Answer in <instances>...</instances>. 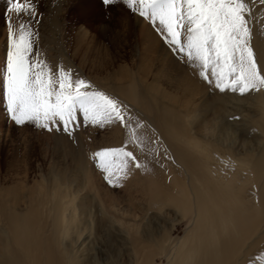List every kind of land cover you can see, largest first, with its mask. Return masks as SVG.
I'll list each match as a JSON object with an SVG mask.
<instances>
[{
    "label": "rangeland",
    "instance_id": "1",
    "mask_svg": "<svg viewBox=\"0 0 264 264\" xmlns=\"http://www.w3.org/2000/svg\"><path fill=\"white\" fill-rule=\"evenodd\" d=\"M36 4L40 14L38 43L47 58L54 64L62 62L72 67L99 89L119 97L137 115L148 123L152 122L161 132V136L165 137L162 127L164 120L159 109L171 105L165 106L164 102L156 99L157 103H161L158 109L157 103L148 94L147 86L154 82L153 79L158 70L157 64H159L156 62L159 60L168 58L178 70L187 68V65L169 51L149 21L133 13L122 0H118L111 6H105L102 0H36ZM7 7V0H0V69L5 61L8 43V27L5 20ZM10 15L13 20L16 19L15 13ZM145 29H151L164 48L158 44V49L155 50L158 51L161 48L159 54L145 55L147 32ZM83 30L88 33L87 36L80 33ZM152 59L153 67L147 62ZM118 78H122L121 81ZM158 81L161 88L170 92L175 90L164 79ZM131 86L136 89L138 98L134 99L137 100V104L131 100V92L125 97L120 95L121 90L130 91ZM201 87L202 92L194 98L192 105L189 104L191 108L187 106L188 111L180 114L181 116H184L183 114L198 116L191 129L201 137V135L205 136L203 131L206 125L236 126L234 130L236 135L233 136H236L237 140L231 137L228 141L229 145L234 146L241 156L263 152L264 134L258 125L263 116L257 101L250 94L240 96L220 93L210 89L205 83ZM176 106L179 107V105ZM149 107L153 109L148 110ZM233 117H239V119H233ZM169 121L172 122L170 119ZM177 123L180 126L183 125L182 121ZM222 136L229 138L227 131L221 134V139ZM126 139L125 131L119 125L103 129L81 127L74 138H69L62 132L49 133L31 125L17 127L9 121L3 100L0 98V195L13 192L23 198L16 209L14 207L8 209L7 204L0 200V251L1 246L7 247L9 244L6 232L13 227L11 213L15 210L18 213H24V202L36 194L35 189L37 183L42 180L41 177H44L47 187L52 188L54 176L59 177L62 170L68 167L71 189L80 191L83 200L80 199L87 208V218L89 215H95L98 223H96L97 229L94 235H88L87 230L83 232L82 246H80L81 264H137L134 241L131 242L125 233L123 235L119 232L121 229L118 230L115 227L114 221L111 220L113 217L127 224H137L142 227L148 223L151 231H148L147 235L152 232L154 238L162 237L166 231H170L172 239L165 243L166 252L154 258L156 264H167L168 252L182 240L188 227L191 226L193 215H188L183 220L177 210L170 207L161 214L159 209L153 206L155 202L153 188L156 186V180L149 172L137 170L138 175L132 180L128 178L122 187H112L105 181L104 174L90 158L96 150L108 146H120ZM166 140L171 149H177L175 147L180 146L172 138H166ZM64 143L69 145L66 150L63 148ZM70 149L72 150L69 153ZM67 152L70 155H66ZM79 162L86 165L89 182L84 181L86 178L83 174H75L76 167L78 172L81 171ZM79 200L77 203H81ZM102 204L109 215L100 213ZM87 226L84 220L82 228L86 229ZM43 228H45L42 231L45 243L49 245L46 239L51 238V224L46 227L43 223ZM142 241L147 242L144 238ZM147 245L149 246L150 243L140 244L137 249L142 250ZM55 254L56 250L49 251V255H52L50 260L52 263L60 264L59 257ZM19 257L23 260L21 254ZM44 258L43 260H46Z\"/></svg>",
    "mask_w": 264,
    "mask_h": 264
},
{
    "label": "bare ground",
    "instance_id": "2",
    "mask_svg": "<svg viewBox=\"0 0 264 264\" xmlns=\"http://www.w3.org/2000/svg\"><path fill=\"white\" fill-rule=\"evenodd\" d=\"M252 7L257 16V20L254 21L252 43L258 62L264 64V6L260 5L259 0H252ZM146 31L145 55L159 54L163 48L160 41L151 29ZM80 33L83 36L88 35L84 30ZM158 44L161 48L156 51ZM147 62L153 67V59ZM156 63H159L156 77L153 79L154 82L147 86V91L154 102L157 103L158 99L164 102L165 106L171 105L164 108H160L161 103L156 105L161 109L159 111L164 120L162 127L165 137H162L159 129L148 121L159 133L169 149V156L173 159L164 160L163 167L156 162L149 165L151 169L149 174L156 180V186L153 188L155 192L153 206L159 209L160 213L166 208H174L183 220L188 215H193L191 226L182 240L168 252L167 264H250L255 256L264 251V151L256 155L250 153L241 156L234 146L228 144L231 137L237 140V137L233 136L236 135L234 132L236 126L228 127L227 124L206 125L203 131L205 136L199 137L198 133L191 129L198 116L180 114L188 111L187 106L202 92L201 85L204 82L189 66L178 70L168 58ZM118 79L121 81L122 78ZM159 79H164L175 90L170 92L161 88ZM120 92L122 97L131 92V100L137 104L135 87L131 86L130 91ZM250 96L261 108L263 119L258 125L264 134V91ZM140 100L138 99L139 102ZM144 103L146 104L145 101ZM150 109L153 108L149 107L148 110ZM179 121H182L183 125L180 126L177 123ZM225 131L229 138L222 136L221 139V134ZM166 138H172L180 146L171 149ZM67 145L63 144L65 150L68 149ZM66 155L70 154L67 152ZM73 158L75 159L74 155ZM79 163L82 172H78L76 167L75 174H83L86 178L84 181L89 182L86 165L83 162ZM69 173L70 169L66 167L59 177L54 176L52 188H48L44 177H41L42 180L37 183L35 189L36 194L24 202V213H18L16 210L11 213L13 227L9 232L5 231L8 233L9 244L7 247L1 246L0 264L39 262L55 264L50 260L52 255H49V251L52 249L56 250L55 255H58L60 264H81L80 246L83 232L87 230L88 235H94L98 223L95 215H89L87 218V208L82 203L80 191L71 189ZM137 175L138 172L135 171L129 179L132 180ZM1 199L7 204L8 209L11 207L16 209L17 204L23 200L13 192L1 194ZM78 200L81 203H77ZM100 208L101 214H108L103 204ZM84 220L88 224L86 229L82 228ZM111 220L118 230L121 229L120 233H125L128 240L134 241L137 264H156L154 258L166 252L165 243L172 239L170 231H166L158 238H154L152 232L147 235L148 231H151L148 223L142 227L127 224L115 217ZM43 223L46 227L51 224V238L46 239L49 245L45 243V236L42 234L45 229ZM143 238L150 245L139 250L138 245L149 244L143 242ZM20 254L23 260L19 257Z\"/></svg>",
    "mask_w": 264,
    "mask_h": 264
},
{
    "label": "snow or ice",
    "instance_id": "3",
    "mask_svg": "<svg viewBox=\"0 0 264 264\" xmlns=\"http://www.w3.org/2000/svg\"><path fill=\"white\" fill-rule=\"evenodd\" d=\"M111 6L118 0H102ZM149 21L169 51L220 93L264 91V64L253 46L252 0H122ZM264 6V0H259ZM8 43L0 69V93L11 123L74 138L81 127L119 125L127 139L91 154L112 187L137 170L173 159L159 133L119 97L106 93L62 62L54 64L39 45L36 0H7ZM11 13H15L13 20ZM239 119V117H233ZM141 154H144L143 156ZM150 157V159H148ZM250 264H264V251Z\"/></svg>",
    "mask_w": 264,
    "mask_h": 264
}]
</instances>
